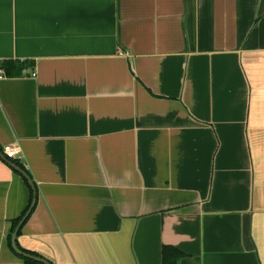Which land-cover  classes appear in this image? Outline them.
<instances>
[{"label":"crops","instance_id":"crops-1","mask_svg":"<svg viewBox=\"0 0 264 264\" xmlns=\"http://www.w3.org/2000/svg\"><path fill=\"white\" fill-rule=\"evenodd\" d=\"M0 59V264L35 193L51 264H264V0H0Z\"/></svg>","mask_w":264,"mask_h":264},{"label":"trees","instance_id":"trees-1","mask_svg":"<svg viewBox=\"0 0 264 264\" xmlns=\"http://www.w3.org/2000/svg\"><path fill=\"white\" fill-rule=\"evenodd\" d=\"M4 66L7 70V73H8V76H15V75H19L21 74L24 70H25V67L27 65L25 64H19L17 62H4ZM18 167L22 170L25 171L24 167H22V165L20 164H17ZM26 180V179H25ZM26 182L28 183V181L26 180ZM29 184V183H28ZM31 187V186H30ZM32 194H33V190H32ZM33 204V197H32V203L30 204V206L28 207V209L25 211L24 215L14 223L13 225V229H12V234L14 233L15 229L18 227V225L20 224V222L22 221L23 217L26 215V213L28 212V210L31 208ZM20 233V232H19ZM11 237V236H10ZM16 246L18 248V245H17V242H16ZM21 252L25 253V254H28L30 256H33V257H37V258H41L39 255H34V254H31V253H28V252H25L23 250H21L20 248H18ZM182 253L180 251H178L177 249L173 248V247H164L163 249V264H177V262L182 258ZM24 261L26 263H38L37 261L33 260V259H29V258H26V257H23L21 256ZM51 264V263H50Z\"/></svg>","mask_w":264,"mask_h":264},{"label":"water","instance_id":"water-1","mask_svg":"<svg viewBox=\"0 0 264 264\" xmlns=\"http://www.w3.org/2000/svg\"><path fill=\"white\" fill-rule=\"evenodd\" d=\"M1 155V153H0ZM12 167H14L16 170H18L27 180L28 182L30 183V185L34 188V184L31 180V178L27 175V173L25 171H23L22 169L18 168V167H15L14 165H12ZM35 204H36V193H35V197H34V200H33V204L31 206V208L29 209V211L27 212V214L25 215V217L22 219V221L20 222V224L18 225V227L15 229L13 235H12V246H13V249L15 250L16 253H18L19 255L23 256V257H26V258H29V259H33L39 263H42V264H50L48 261L44 260V259H41V258H37V257H33V256H30L28 254H25L23 252H21L17 246H16V239H17V236L21 230V228L23 227V225L25 224V222L27 221V219L29 218V216L31 215L34 207H35Z\"/></svg>","mask_w":264,"mask_h":264},{"label":"built area","instance_id":"built-area-1","mask_svg":"<svg viewBox=\"0 0 264 264\" xmlns=\"http://www.w3.org/2000/svg\"><path fill=\"white\" fill-rule=\"evenodd\" d=\"M4 62H5L4 60L0 59V82L9 78L7 70H6L5 66H4ZM27 75H28V71L24 70L23 71V76L25 77ZM32 76L36 77L37 73L33 72ZM5 155H6L7 159L11 160V159H15L16 158L17 153H16V150L13 147L7 146V147H5Z\"/></svg>","mask_w":264,"mask_h":264}]
</instances>
